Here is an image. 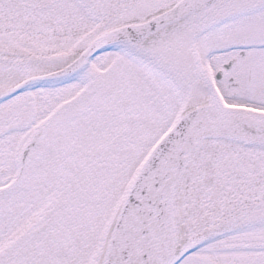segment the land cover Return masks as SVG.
I'll list each match as a JSON object with an SVG mask.
<instances>
[{
	"label": "snow or ice",
	"instance_id": "6c2138e0",
	"mask_svg": "<svg viewBox=\"0 0 264 264\" xmlns=\"http://www.w3.org/2000/svg\"><path fill=\"white\" fill-rule=\"evenodd\" d=\"M0 264H264V0H0Z\"/></svg>",
	"mask_w": 264,
	"mask_h": 264
}]
</instances>
